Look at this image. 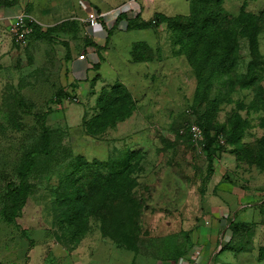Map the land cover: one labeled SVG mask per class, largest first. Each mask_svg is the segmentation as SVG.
<instances>
[{"label": "rangeland", "instance_id": "1", "mask_svg": "<svg viewBox=\"0 0 264 264\" xmlns=\"http://www.w3.org/2000/svg\"><path fill=\"white\" fill-rule=\"evenodd\" d=\"M220 1L216 15L264 19V0ZM201 4L0 0V264H170L205 237L217 240L213 264H264V21L254 46L240 27L232 33L234 20L205 38L212 57L236 40L227 67L213 65L190 51L179 19L193 21ZM90 11L101 29L88 24ZM19 17L31 30L22 37L12 30ZM77 157L135 179L137 249L103 234L98 206L85 208L80 193L98 195L102 180L86 178L87 166L71 176ZM11 184L22 203L7 222Z\"/></svg>", "mask_w": 264, "mask_h": 264}, {"label": "trees", "instance_id": "2", "mask_svg": "<svg viewBox=\"0 0 264 264\" xmlns=\"http://www.w3.org/2000/svg\"><path fill=\"white\" fill-rule=\"evenodd\" d=\"M201 2H204V4H201ZM220 3V0H194V10L198 8L200 4L202 5V8L197 14H195V16L193 15V21H189L185 17L179 19L186 22V24L191 29V43L189 46L190 51H193L194 48L195 50L199 49L201 53L198 54V51L196 53L199 56H203L204 60H210L213 65L221 61L225 64V67H227L226 65L229 64L232 55L234 54L235 56L237 53L236 40L228 41V45H230L229 49L221 50V52L215 53L214 57H212L211 52L206 51L208 48L207 42L209 41L205 42L204 39L207 38L211 40L218 34L226 33L228 31V25L231 26V20H234L237 23L234 28H232V30L235 31L232 33L237 36L238 27H240L242 31L241 34L248 35L249 38H251L252 46H254V36L259 34V31H257V27L259 26V24L263 23L264 19L262 16L251 17L249 15H241L238 16V19H231L230 16L225 13L216 15L215 13H213V11L219 9ZM208 8L212 10V13L209 12L207 15H204L203 10H206ZM127 17L128 15L126 16L125 14H123L119 17V20ZM248 19L249 21L252 20V22H246L248 21ZM200 23H203L204 25L203 30H201L200 28ZM34 30L37 32L41 31L40 28H35V26ZM224 43V41H221V46L225 47ZM190 58L192 59V61L196 60L193 55L190 56ZM231 62L234 63V59ZM202 77L203 76L199 75V85L201 84ZM200 87L201 85L199 86V88ZM212 142L213 140L211 139L210 144L206 149L209 153L211 152V158ZM51 145L52 138L50 135H48L45 138L44 149L49 150ZM82 160V157H77L75 159L71 176H74V174L76 175V173H80L82 171L81 168L83 166H87L89 169L86 173V178L91 179L93 176H97L102 180L101 191L98 193V195H96L95 193H91L92 190L94 191V188L90 190H88L89 188H86L82 193H80V196L88 201V205L86 204L85 208H87L89 213H100L98 210H95L98 206V209H100L101 211L99 218L102 221L103 234L107 235L106 233H112L111 236L118 238L119 240H121L122 237L126 238V245L131 248L137 249V244L140 240V215L144 204L143 201H139L137 195L138 193L134 191L137 185L135 179L132 177L131 173L128 172V169H119L115 165L110 166L108 162L95 161L90 163L88 161ZM96 168H101L102 170L99 171ZM31 172L32 168L29 165L24 167V169H22L21 171L22 174L27 175ZM97 196H100V198L97 199ZM21 203L22 189L11 184L4 197V216L7 222L13 221L16 216L18 206H20ZM71 217L75 218L77 217V214H74ZM229 228H231L232 232L229 230ZM229 228H227V230L229 231L231 238H233L232 234L234 235V231H236V225L231 223L229 225ZM230 241L226 242L222 248L227 247ZM195 244L196 243H193L188 247V253H184L185 255L182 254V257L177 256L173 261H177L180 258L186 257ZM220 255H218V257Z\"/></svg>", "mask_w": 264, "mask_h": 264}, {"label": "built area", "instance_id": "3", "mask_svg": "<svg viewBox=\"0 0 264 264\" xmlns=\"http://www.w3.org/2000/svg\"><path fill=\"white\" fill-rule=\"evenodd\" d=\"M137 3H138V0H129V6L135 7V5ZM137 15H139V13L136 14V16ZM128 17H130V14H128ZM87 22L90 25V27H92L93 29H101V27L104 26L103 25L102 16H101V14L98 13V11H90L89 14H88V17H87ZM105 26L111 28L113 26V22L106 21L105 22ZM25 28H26V26L24 24V18L23 17H19L18 19H16L12 30H14L15 32H20L21 31L20 36L22 37L26 32H28L27 28L26 29ZM193 131L196 134L199 132V130L197 128H193ZM193 247L194 248L192 249L190 255H191V258L197 262V260L200 257V254H201V246L200 245H195ZM170 264H174V263H170Z\"/></svg>", "mask_w": 264, "mask_h": 264}, {"label": "crops", "instance_id": "4", "mask_svg": "<svg viewBox=\"0 0 264 264\" xmlns=\"http://www.w3.org/2000/svg\"><path fill=\"white\" fill-rule=\"evenodd\" d=\"M217 240L207 239L205 237L204 241L200 243L201 254L197 262L191 258V255L188 254L186 257L180 258L177 261H172L174 264H213L211 261V255L215 252V245ZM195 245H198L197 243ZM194 245V246H195Z\"/></svg>", "mask_w": 264, "mask_h": 264}]
</instances>
